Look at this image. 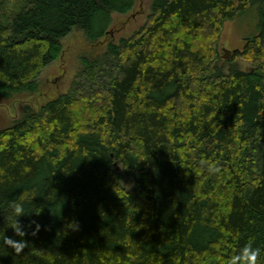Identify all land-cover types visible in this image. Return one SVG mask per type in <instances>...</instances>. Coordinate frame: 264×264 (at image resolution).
Listing matches in <instances>:
<instances>
[{
    "label": "trees",
    "instance_id": "16d2710c",
    "mask_svg": "<svg viewBox=\"0 0 264 264\" xmlns=\"http://www.w3.org/2000/svg\"><path fill=\"white\" fill-rule=\"evenodd\" d=\"M135 3L0 0V94L35 92L66 37L98 42ZM253 7L225 71L224 23ZM249 242L264 264V0H152L67 93L0 129V264H228Z\"/></svg>",
    "mask_w": 264,
    "mask_h": 264
},
{
    "label": "rangeland",
    "instance_id": "374dc122",
    "mask_svg": "<svg viewBox=\"0 0 264 264\" xmlns=\"http://www.w3.org/2000/svg\"><path fill=\"white\" fill-rule=\"evenodd\" d=\"M152 14V0H136L135 6L125 14L114 13L107 34L100 41L91 43L82 32L74 31L63 40V50L58 58L47 66L38 79L35 92L5 99L0 94V129L11 125L23 116L26 108L40 111L50 100L61 93H67L77 79L82 68V59L96 56L106 51L109 43L118 44L123 38H130L149 20ZM259 14L256 7L234 20L224 23L219 49L225 71L233 58V51L241 50L248 37L258 32ZM225 49L230 50L229 58ZM232 61V60H231ZM241 69H249L250 63L238 58L234 61ZM88 99L89 92L84 93Z\"/></svg>",
    "mask_w": 264,
    "mask_h": 264
},
{
    "label": "clouds",
    "instance_id": "9594fccd",
    "mask_svg": "<svg viewBox=\"0 0 264 264\" xmlns=\"http://www.w3.org/2000/svg\"><path fill=\"white\" fill-rule=\"evenodd\" d=\"M209 171H216V169L209 168ZM13 210L17 216L24 213L23 208L20 205H16ZM4 243L14 246L13 241L7 237L4 238ZM21 250V248H16L17 252ZM260 253L261 250L259 248L253 247V244L249 242L242 248L239 253L229 259L228 264H258V257L260 256Z\"/></svg>",
    "mask_w": 264,
    "mask_h": 264
},
{
    "label": "water",
    "instance_id": "95a60500",
    "mask_svg": "<svg viewBox=\"0 0 264 264\" xmlns=\"http://www.w3.org/2000/svg\"><path fill=\"white\" fill-rule=\"evenodd\" d=\"M225 51L227 52V55L224 56V58L228 59L230 56H229V53L231 52L230 50H227L225 49Z\"/></svg>",
    "mask_w": 264,
    "mask_h": 264
}]
</instances>
